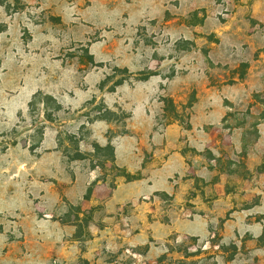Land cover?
<instances>
[{
  "label": "rangeland",
  "instance_id": "1",
  "mask_svg": "<svg viewBox=\"0 0 264 264\" xmlns=\"http://www.w3.org/2000/svg\"><path fill=\"white\" fill-rule=\"evenodd\" d=\"M0 264H264V0H0Z\"/></svg>",
  "mask_w": 264,
  "mask_h": 264
},
{
  "label": "crops",
  "instance_id": "2",
  "mask_svg": "<svg viewBox=\"0 0 264 264\" xmlns=\"http://www.w3.org/2000/svg\"><path fill=\"white\" fill-rule=\"evenodd\" d=\"M78 187V185L77 184H74L72 187H71V189H70V191H72L73 189H76ZM77 197H70L71 199H73L75 202H77V203H79L80 201H79V196H82V194H79V192L77 193ZM83 197V196H82ZM68 245H64V244H61V245H59V246H57V251H58V255L60 256L59 258L60 259H62V257H63V255H65L64 257H69V253L67 252V249H68V247H67ZM71 248H72V246H70ZM66 253V254H65ZM67 253H68V255H67ZM84 259L86 258V256H84L83 257ZM59 260V259H58ZM63 260H66V258H64Z\"/></svg>",
  "mask_w": 264,
  "mask_h": 264
}]
</instances>
